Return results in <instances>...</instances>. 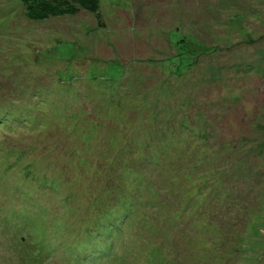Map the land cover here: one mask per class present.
<instances>
[{"label": "rangeland", "instance_id": "obj_1", "mask_svg": "<svg viewBox=\"0 0 264 264\" xmlns=\"http://www.w3.org/2000/svg\"><path fill=\"white\" fill-rule=\"evenodd\" d=\"M14 3L0 0V264H264V0H99L104 27ZM169 25L183 41L164 59ZM81 113L86 141L67 127ZM23 117L42 131L14 129Z\"/></svg>", "mask_w": 264, "mask_h": 264}, {"label": "trees", "instance_id": "obj_2", "mask_svg": "<svg viewBox=\"0 0 264 264\" xmlns=\"http://www.w3.org/2000/svg\"><path fill=\"white\" fill-rule=\"evenodd\" d=\"M14 6H17L18 4L20 5V7L22 8V14H23V16L25 17V18H27L28 20H30V21H44V20H47V19H51V18H57V17H63V16H75L76 14H77V12H79L80 10H86V11H88V12H91V13H95L96 14V18H97V20H98V22H99V25H100V27H104L105 26V23H103V21H102V17H101V14H100V11H99V0H14ZM16 4V5H15ZM4 12H6L5 10H0V14L2 15ZM170 28H172V29H176L177 30V32H176V34L178 33V27H177V25H175V26H173V27H171V25H169L168 26V29H166V31L168 32L167 33V42H168V47L170 48V49H173L174 51H173V53H169V55L168 56H165V58L164 59H166V58H172V57H175V58H178V56H179V50H178V46H179V43L181 42V41H183V39H181V37H178V35H176L175 33L174 34H172L171 36H168V34H169V29ZM174 37H176L177 39H175ZM173 39V42L171 41ZM200 43V42H199ZM65 44H68V46L70 47V46H72L71 45V43L70 42H68V41H65V42H60L59 43V46H66ZM200 45H201V49L202 50H199V52L196 54V56H198V55H201L202 53L203 54H208V53H210V52H212L214 49H215V47H211V46H206V45H202L201 43H200ZM199 49V48H198ZM196 56H194V57H196ZM57 59H59V60H64V58H57ZM96 61H98V59H96ZM115 61H117V62H119V65H121V62L119 61V60H116L115 59ZM101 62V61H100ZM108 61H106V62H103V64H102V66L103 65H105V63H107ZM98 64V63H97ZM149 64V63H148ZM157 64V63H156ZM101 65V64H100ZM158 65V68L157 67H155L154 69H155V72H157V74H161V75H164V74H162L160 71H159V65L160 64H157ZM92 66V65H91ZM98 66H99V64H98ZM149 66H150V64H149ZM151 66H154V63L153 64H151ZM122 68V70H121V72H123V73H121V75L118 77V78H115V80L113 81V83L111 82V83H108V87H107V90H105V93H106V95H111V92H112V94L114 93V91H115V89H116V87L117 86H119V84H120V79L124 76L123 74H125V72H124V67L122 66L121 67ZM191 68V67H190ZM189 68V69H190ZM115 69V68H114ZM117 69H118V67H117ZM153 69V70H154ZM188 69V70H189ZM116 70V69H115ZM116 72H117V70H116ZM95 73H93L92 71H90L89 72V76H92V75H94ZM102 75H104V77H107L108 75H107V71L105 72V74H102ZM76 77H77V79L79 80V81H82V83L81 84H83L84 86H85V88H87V86H89V87H91V88H94V90H97V87L95 86V85H90V83H89V81L87 80V79H85V78H83L81 75H75ZM164 76H166V75H164ZM72 77H74V76H72ZM73 81L74 82H76V80L75 79H73ZM169 84V82H167V83H165L164 84V86L162 87L163 88V90L162 89H156L157 91H158V93L159 92H161V90H162V92L164 91V89H165V87L167 86ZM109 89V90H108ZM100 90V89H99ZM111 90V91H110ZM114 96V95H113ZM72 99L75 101V96H72ZM113 100L114 99H111V103L110 104H112V105H114V103H113ZM78 109H81V108H78ZM165 109V108H164ZM164 109H162V110H164ZM82 110H85V109H82ZM161 110V112H164V111H162ZM59 115V114H58ZM81 115H84V113H81L80 114V116L78 117V116H72V117H76L72 122H73V124L72 125H69V126H67V127H69L70 128V132H71V134L72 135H77V134H80V133H82V132H79L80 130H82L81 129V126L80 125H78L77 126V124H78V120L82 117ZM164 115V114H163ZM165 116V115H164ZM197 116V114L195 113V117ZM161 117H162V115H161ZM57 118H59V119H61V115H60V117H57ZM0 120H2V119H0ZM30 120L31 119H28V117H23L19 122H17V124H16V127H14V129H34V131H42V129L43 128H41V127H34V125L33 126H31L29 123H30ZM35 120V119H34ZM84 120V119H83ZM154 120H156V119H154ZM153 120V121H154ZM86 121V120H85ZM20 123H21V125H20ZM1 124H2V122H0V126H1ZM197 124L198 125H201L202 123L200 122H198V118H197ZM208 124V123H207ZM206 124V125H207ZM23 125H25V127L23 128ZM31 126V127H30ZM90 126V125H89ZM66 127V128H67ZM200 127L201 126H195V128L196 129H200ZM12 127H10V128H5L6 130H4L3 131V134H5V135H9L8 137L10 138L11 137V133L13 132L12 130L13 129H11ZM92 127H89L88 129H91ZM87 128H85L83 131H84V133H82V135H81V137L86 141V140H88L89 138H93L94 136L93 135H89V134H86V132H87V130H88ZM33 131V132H34ZM70 137V136H69ZM67 140V139H66ZM15 142V141H14ZM22 154V153H21ZM23 154H24V152H23ZM22 154V155H23ZM24 157V156H23ZM17 161V159L15 160V162ZM180 163H176V165H175V167L173 168V170L175 171V173H176V175L177 176H179L178 175V171H176V168H177V166L179 165ZM29 166H27V168H28ZM2 168H4V165L2 166ZM59 168V167H58ZM59 171H61V169H58ZM179 180H177L176 178H169V180H168V186H170V185H172L174 188H177V187H179ZM137 184H135V180H133V182H132V184H133V187H135V188H140L141 187V185H140V182L139 181H137L136 182ZM164 188V187H163ZM165 189V188H164ZM192 189H194L193 187H188V189L186 190V191H184V192H186V194L188 195V194H192V199L193 198H199L198 197V195L196 194V193H191L190 191H192ZM141 189H139L138 191H140ZM167 190H169V189H167ZM125 199H127L125 202H124V204H121V208L120 209H118L115 213H117V215L119 216V217H114L115 218V221L114 220H110V217H111V213H109L108 215H107V220H108V222H109V225L110 226H108L109 228H108V230L109 229H111V227H116V226H118L119 225V223H121L122 222V220H123V218L125 217V216H127L128 214H131L132 213V210H133V206H134V203L132 202V200L129 198H126L125 197ZM28 225H27V227H29V228H31L32 229V231L33 232H35L36 234H38L37 232L39 231V227H37L36 225H32L31 223L32 222H29L28 221ZM38 228V229H37ZM103 230H105V229H103ZM27 236H32L31 234H28ZM91 240H93V241H95V239H94V237H91ZM84 251V250H83ZM88 251H89V249H88ZM91 251V250H90ZM96 254H99V252L98 251H94L93 250V252H90V255L91 256H96ZM94 258H96V257H94Z\"/></svg>", "mask_w": 264, "mask_h": 264}]
</instances>
